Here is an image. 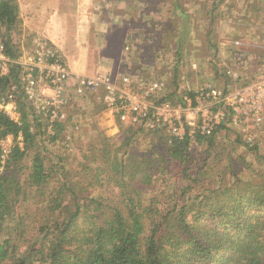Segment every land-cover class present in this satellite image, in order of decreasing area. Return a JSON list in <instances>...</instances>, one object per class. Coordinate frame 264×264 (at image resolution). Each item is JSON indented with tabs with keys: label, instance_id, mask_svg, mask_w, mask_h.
Returning a JSON list of instances; mask_svg holds the SVG:
<instances>
[{
	"label": "trees",
	"instance_id": "obj_1",
	"mask_svg": "<svg viewBox=\"0 0 264 264\" xmlns=\"http://www.w3.org/2000/svg\"><path fill=\"white\" fill-rule=\"evenodd\" d=\"M20 24L18 0H0L1 43L14 61L20 53L11 35ZM176 35L164 48L179 57ZM22 70L14 63L0 79V102L17 87L21 107L19 122L0 111V264H264V155L254 141L217 138L228 123L192 143L120 119L111 138L93 119L96 138L52 159L41 142L45 125L28 113ZM93 109L106 111L101 103ZM73 120L55 125L50 141ZM143 133L146 150L138 145ZM9 136L15 142L3 161ZM240 143L259 167L236 153Z\"/></svg>",
	"mask_w": 264,
	"mask_h": 264
},
{
	"label": "crops",
	"instance_id": "obj_2",
	"mask_svg": "<svg viewBox=\"0 0 264 264\" xmlns=\"http://www.w3.org/2000/svg\"><path fill=\"white\" fill-rule=\"evenodd\" d=\"M225 1L228 5L221 9L223 2L213 0L192 3L193 8L187 0L186 5L181 0H18L19 27L28 40L26 46L23 44L22 55L33 50L36 37H43L58 47L64 62L76 75L94 76L103 71L115 74L127 68L131 73H150L148 77L168 82L167 69L181 70L183 65L197 62L204 76L217 85H232L229 77L222 76L221 65L231 66L244 78L256 80L264 75V26L252 18L253 11L264 8V0ZM213 3L219 6L211 16ZM178 5L186 11L182 12ZM242 6L248 9L247 18H240L237 13ZM147 7L155 9L148 12ZM132 25L138 32L130 29ZM175 33L177 42L190 38L198 48L203 46V53L198 55L201 61L195 60L194 55L188 56L187 61L179 56L174 65L168 66L162 49L165 38ZM235 41H241L242 45L236 46ZM126 45L132 46L130 52L124 50ZM174 50L181 53L183 49ZM80 102L85 104L87 100ZM90 103L97 105L98 101ZM102 113L107 114L106 126L114 134L119 129L116 117L107 110ZM100 114L95 116L99 129L103 127Z\"/></svg>",
	"mask_w": 264,
	"mask_h": 264
},
{
	"label": "built area",
	"instance_id": "obj_3",
	"mask_svg": "<svg viewBox=\"0 0 264 264\" xmlns=\"http://www.w3.org/2000/svg\"><path fill=\"white\" fill-rule=\"evenodd\" d=\"M234 44L240 46L242 42ZM124 50L130 52L131 45ZM14 63L23 69L21 85L26 101L46 120L49 133L67 120V109L73 101L91 97L126 126L162 130L175 139L189 138L192 143L199 136H211L228 122L243 127L247 140L252 142L248 130L264 124V75L256 80L247 79L231 66L226 67L225 75L232 85L227 83L224 88L208 81L194 90L181 91L182 86L172 99L178 98L172 100L167 99L169 82L160 77L127 71L76 75L64 62L58 47L43 37H36L33 50L15 61L0 42V79L9 75ZM190 67L197 70L198 64L192 63ZM16 89L13 87L2 99L0 111L19 122Z\"/></svg>",
	"mask_w": 264,
	"mask_h": 264
},
{
	"label": "rangeland",
	"instance_id": "obj_4",
	"mask_svg": "<svg viewBox=\"0 0 264 264\" xmlns=\"http://www.w3.org/2000/svg\"><path fill=\"white\" fill-rule=\"evenodd\" d=\"M187 1H188V4H190V7L193 8L194 6H193L192 3H199L202 0H187ZM206 1H208V0H206ZM231 1H235V0H231ZM184 3L186 5V2H184ZM226 5H228V2L227 1L223 2V5H221V9L224 8V7H227ZM243 6H242L241 10H239V8H237L239 11L238 12L236 11V12L238 13V15L239 14L241 15L240 18L242 16H243V18L244 17L247 18L246 11L248 9L245 10ZM147 9L149 10L148 12H152V11H154L155 8L154 7H151V8L147 7ZM175 11H176L175 12L176 14L179 13V11H177L176 9H175ZM223 11L225 13V10H223ZM259 13H261L260 16H258ZM180 14H181V12H180ZM183 15H185V14L183 13ZM218 15H217V17H218ZM253 16H254L252 18L253 22L256 21L257 23H259L262 26H264V8L263 7L260 10L257 9L256 13H254V11H253ZM257 16L260 17V18L258 19ZM230 18H232V15L230 16ZM241 20L246 21L245 19H241ZM249 20H251V18H249ZM184 23H185V21H184ZM133 27H134V25H132V27L130 29L132 31L138 32V30L135 27L134 28ZM187 27L188 26H185V28H187ZM2 34H3V31L0 29V42H3ZM26 36L27 35H25V34L23 35L22 31L20 30V27H18L11 35L12 45L14 46L15 49H18V51L20 53V57L22 56V53H23V50H22L23 49V44H25V46H26L27 41H28ZM176 43H177L176 48L178 49V51H180V49H183L181 51V53H180V56H181V58H183V61L184 60L187 61L188 60L187 57L189 56L191 58V55L195 56V58H196L195 60L201 61V58L198 55L201 52L203 53V46H200L198 48V46L195 45L196 43L195 42L192 43L190 38H188V39L183 38V40H179L178 42L176 41ZM25 49H26V47H25ZM162 50H163V52L161 51L162 52V56H164L163 58H164L165 61H168V66L174 65L175 62L177 61L176 58H178V57H174V54L171 53L170 51H168L166 48H164ZM190 65H191L190 63L188 64V66L187 65H183V69H181V70L180 69L176 70L175 67L169 68V69L166 70V75L169 78V81H168L169 82V87H168V89H169L170 93L175 89L174 82H176V84L178 83L177 85H179L180 87L183 86V88L181 89V91H183L186 88L194 90L198 86H200V85L204 84L205 82L209 81V77H205L204 76V72H203L204 70L202 68H200V67H198L197 70L188 69V71H186V67H190ZM225 66L226 65H221L220 68H221L222 73H223L222 76H225V78H227L226 75H225V69H226ZM124 71H127V72L131 73L129 70H127V68L123 69L121 72H124ZM176 71H178V74L176 73ZM132 74H134V75L135 74H139V72L136 71V73H132ZM150 75H151L150 73H146L147 77L150 76ZM149 78H152V76L149 77ZM183 78H184V80H183ZM252 78H254V77H252ZM253 80H255V78ZM210 82H212V81H210ZM224 82H229V80L224 79ZM222 84L223 83H221V85ZM221 85H219V86H221ZM224 86L225 85L223 84V86H221V87H224ZM177 98H175V99H177ZM175 99H172V100H175ZM86 100H87V103H85V104H83L80 101H73V103L67 109V113H68V115L73 116L74 120H73L72 124H70L68 126V130H66L65 132L62 133V135L59 138V140L55 141L53 143L50 141L49 136L50 135L53 136L54 133H49L47 131L46 120L41 118L40 115L25 100V103L27 104L29 115H31L33 117V119H36L37 123L40 122V123H43V125H45V128H46L45 131L47 132V134L45 136H43L41 142L42 141L45 142L44 145L46 146V149H47L49 155L52 157V159H55L58 154H61L62 152H65L66 149H74V147H76V148L81 147L83 143H86L87 141H89L93 137L96 138L97 137L96 133L99 132V131L103 132L105 135H107L108 137H111V138H116V137L119 136V134H120V130L119 129L114 134H113V132L110 131V129H108L109 127L106 126L107 125L106 122H108L109 118L107 117V114L103 115V113L100 114V117L102 115V117L100 118V122L103 124L102 125L103 127H100L99 131H97V129L94 130V131H97V132H94V131L91 130V129H93V126H94L93 119L97 120L95 118V116H94L95 113H97V112H96V110L93 109V108H95L96 104L92 105V103H90L93 100L95 101V98L91 97L89 99H84L83 101H86ZM20 109H21V107H20ZM20 113H21V110H20ZM116 124H117V127L119 128V124L117 122V119H116ZM226 129L229 130L228 134H227V131L222 130L220 132V134L217 136V138H219L222 141H225V138H227L228 140H226V142H228V144L231 141L233 142V141H235L238 138L244 144L245 140L248 139L247 138V136H248L247 132H244V130H243L244 128L243 127L236 126V125H233L230 122H228V124L226 126ZM248 131L250 133V136L253 138L254 147H255V145H257L260 148L258 154L264 155V125L262 127H260V128L252 127ZM226 136H229V138L226 137ZM143 138H145L144 133L142 135L138 136V145L141 146L142 149H145V145L146 144H145ZM14 142H15V140H14V138L12 136H9V137H7V139L2 141L1 145H2V148H3V152H4V156H3L4 160L3 161H5V159L8 158V155L11 152V149H12V147L14 145ZM18 142H20V145L23 146L21 137L18 138ZM242 143H240L239 146L237 147V152L236 153L238 155H244L245 159H247L255 167H259L256 164V161H255V153L250 151V147L246 148L245 146H243ZM242 164H244V163H242ZM239 170L241 171L240 167H239ZM242 171H245V172H243L241 174L242 177H244L245 179L251 177V176H249L251 174L249 172L250 170L248 171V170H246L245 167H243ZM219 180H221V178L219 176L216 177V181H219ZM100 190L101 189H98L96 191V194H98V193L110 194L108 192L109 190H107V189L106 190L102 189L101 191ZM103 190H104V192H102Z\"/></svg>",
	"mask_w": 264,
	"mask_h": 264
}]
</instances>
